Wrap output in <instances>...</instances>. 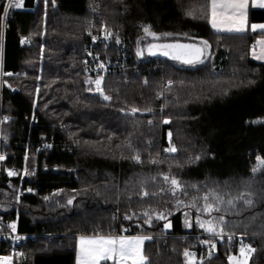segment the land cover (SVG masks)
I'll list each match as a JSON object with an SVG mask.
<instances>
[{
    "label": "trees",
    "instance_id": "16d2710c",
    "mask_svg": "<svg viewBox=\"0 0 264 264\" xmlns=\"http://www.w3.org/2000/svg\"><path fill=\"white\" fill-rule=\"evenodd\" d=\"M6 2L0 0V148L8 155L0 166V231L15 223L17 232L38 235L17 247L25 264H76L80 235L151 236L144 245L148 264H187L185 249L198 250L197 264H229L240 247L220 246L209 257L208 245L194 237L210 235L195 223L197 213L191 210L192 227H186L189 209L176 211L167 194L160 174L169 170L186 185L208 183L245 199L251 193L252 206L241 200L219 215L227 222L224 235L249 238L255 249L249 264H264V168L252 171L256 157L264 158V63L251 59L262 36L213 33L210 0H23L4 18ZM92 7H98L95 14ZM189 9L196 18L186 14ZM103 24L132 47L128 81L100 75L111 100L88 90L93 84L85 81L97 76L83 69L87 34ZM147 25L159 39L146 36ZM208 37L215 53L207 67L139 58L134 50L140 41L197 43ZM103 49L105 57L116 55L114 48ZM133 107L152 112L132 115ZM166 117L170 125L162 122ZM169 129L177 148L170 154L164 151ZM136 152L141 163L131 159ZM9 169L18 174L8 176ZM142 184L148 197L140 195ZM193 195L191 189L187 197L177 193L186 202ZM166 209H172L170 229L165 220L144 223L143 210ZM132 212L140 218L126 220Z\"/></svg>",
    "mask_w": 264,
    "mask_h": 264
},
{
    "label": "snow or ice",
    "instance_id": "6c2138e0",
    "mask_svg": "<svg viewBox=\"0 0 264 264\" xmlns=\"http://www.w3.org/2000/svg\"><path fill=\"white\" fill-rule=\"evenodd\" d=\"M48 0H45V5H47ZM55 0H53V3ZM249 0H210V14H209V23L211 28L216 30L217 32L221 30H227L229 32H243L247 28V6ZM23 5V0H7V2L2 6L3 16L7 17L9 9L16 8L19 9ZM257 6L264 8V0H257ZM202 11V10H201ZM188 16L192 18H196L195 11L189 9L186 13ZM103 36L105 40L109 37H112L113 33L108 30L106 24L102 26ZM253 30L260 29L264 31V23H254L251 25ZM151 26H143V31L146 36L152 37L154 40L159 39L157 33L150 30ZM165 36H171V33H165ZM27 38H22V43ZM93 42L96 41V37H92ZM116 42L119 43V37H116ZM205 49L210 48L211 45L207 40L202 41ZM257 43L261 46V51L259 55H256L255 51H253V55L258 60H264V39L257 41ZM147 51L151 55H156L160 53L165 57H171L173 60L181 61L186 64H194L195 62H203L200 60V57L204 53V49L195 47L190 44H181V43H149L147 45ZM91 55V53H89ZM137 55L143 56L144 51L137 48ZM3 59V49L0 46V66H2ZM99 69H104V65L101 62L97 66ZM5 75H11V73H5ZM85 83L94 84L95 90L99 92L105 100H111L112 97L104 94L103 92V76L98 75L95 80L88 79ZM147 83V81H145ZM173 82L168 81L167 87L171 88ZM92 91V89H88ZM38 91V89H37ZM164 95L163 92L158 93V98ZM123 111V109H121ZM131 114L135 115L141 111L144 112H152L151 108L139 109L136 107L131 108ZM161 112H163V106L161 107ZM5 121L10 119L9 117L3 118ZM164 124H171V117H166L162 121ZM259 122V121H254ZM148 123L151 125L152 121L149 120ZM172 136L173 133L171 129L167 132L168 144L169 146L164 149L166 153H175L177 152V148L174 144H172ZM151 146V145H149ZM131 148V144H129ZM135 152V149H132ZM5 157L0 155V160H4ZM26 159V158H25ZM136 163H141V157L138 152L131 157ZM195 160H199L200 156H196ZM257 164L253 167V173L257 172L259 169L264 168V158L260 156L256 157ZM153 164H157L158 161L152 160ZM169 173H161L160 175L163 178V181L169 185L167 188V194L171 195L174 198V208L176 211H180L182 208H187L189 211L184 212L185 220L184 224L186 227H192V219H191V210H195L197 215L195 216V223L199 228L203 229L205 232L209 233L213 237H219L221 240L225 238L224 228L226 225V220L224 215H219L221 210L224 211L235 209V205L238 201L243 200V202L248 205H253V199H251V193H247L249 196L248 199H245V194L240 193L238 195H234L232 192L221 191L218 187H209L208 183H204L201 186L197 184L186 185L182 183L175 175ZM8 176L17 175L14 170H8ZM152 181L155 182L157 177L153 176ZM212 184H218L216 181H212ZM141 193L142 197H148L149 191L146 187L141 185ZM189 189H191L195 195L191 197L187 202L184 199H181L180 196L187 197ZM29 192L32 189H28ZM160 192H165L166 190L161 188ZM180 193V196H177V193ZM152 195H156V193H152ZM47 199V197L45 198ZM73 198L67 201L68 204L73 203ZM172 209H166L164 212H158L156 210H143L142 216L144 218V223L147 225H151L153 218L158 220H165L163 227L165 229H170L172 227L171 221L167 219V215L171 214ZM167 213V214H166ZM213 213H217L218 215H213ZM207 218H204V217ZM137 220L140 218L137 216L135 212L131 214H126V220H133V218ZM13 230H15L16 225L12 223L9 225ZM139 226V225H138ZM228 240H231L232 237L229 235ZM151 236L145 235H80L78 237V250L76 256V264H101V261H113L114 264H148V258L144 255L143 252V243L145 240H151ZM203 244H210L209 257L212 255V249H215V243L210 240L201 241ZM241 257L243 259H239L234 256H229L228 259L231 264H248V256L251 253L255 252V249L251 247V245L243 244L241 241V247L239 249ZM184 256L186 257L187 264H197L196 254L190 252L189 249L184 250ZM10 257H0V261L3 264H10ZM202 264V260H201Z\"/></svg>",
    "mask_w": 264,
    "mask_h": 264
},
{
    "label": "built area",
    "instance_id": "2783aa9c",
    "mask_svg": "<svg viewBox=\"0 0 264 264\" xmlns=\"http://www.w3.org/2000/svg\"><path fill=\"white\" fill-rule=\"evenodd\" d=\"M98 7H92L89 9V12L92 14H95L96 9ZM113 35L112 37H109L105 40L103 36L102 28L99 29H93L87 34V42L85 45L84 55H83V69L84 74L89 77H94L98 75H105V74H119L125 81H128L131 74V50L132 47L130 45V42L126 37H124L120 32L114 31L108 28ZM96 37V41L93 42L92 37ZM119 37V43L116 42V37ZM102 48L103 51H105L108 48H114L116 50V55L113 56V58L105 57L104 52L102 54ZM91 53V55H89ZM103 63L104 69H99L97 66L100 63ZM146 80V79H145ZM16 92L19 93L18 90ZM1 126H2V120L0 117V140H1ZM0 155H3L5 157L4 160H0V166L6 162L8 159V155L1 152L0 148ZM17 174L18 172L14 170ZM28 175V171H24V176L26 177ZM15 176V175H14ZM12 177V176H11ZM229 235H225V238L221 240L219 237H213L211 235H200V236H194L196 239L200 240V245H206L201 243L203 240H210L213 243H215V249H212V255L218 254V249L220 246H228L230 249L241 247V241H243V244L250 245L248 243V237L246 236H235L231 235L232 239L228 240ZM38 237V235L35 234H21L17 232V229L13 230L12 228L8 231H0V257H10V264H25L27 262V257L25 254L20 250L17 249V247H21L25 245L26 241L28 239L35 240ZM11 247V250L9 253H4L3 249L5 247ZM211 245L208 244V251L210 250ZM190 252H193L198 254V250L194 249ZM0 264H3L2 261H0Z\"/></svg>",
    "mask_w": 264,
    "mask_h": 264
},
{
    "label": "crops",
    "instance_id": "0c3cea01",
    "mask_svg": "<svg viewBox=\"0 0 264 264\" xmlns=\"http://www.w3.org/2000/svg\"><path fill=\"white\" fill-rule=\"evenodd\" d=\"M246 11H247V28L245 29V31H243V32H236V31L229 32L227 30H221V31L217 32L216 30L211 28L212 32L215 34H225V35L260 34L262 36V38L259 40L264 39V31H262L260 29L253 30L251 28V25L254 23H264V8L257 6V0H249ZM210 27H211V25H210ZM253 51H255L256 55L260 54L261 46L258 43L256 44L255 48L251 52V59L257 63L263 64L264 60L256 59L255 56L253 55ZM114 236H117V235H114ZM146 241L147 240H145L143 243V252H144V245H145ZM236 256H239L241 259L243 258V257H241L240 252H238V254ZM250 258H251V256H250Z\"/></svg>",
    "mask_w": 264,
    "mask_h": 264
},
{
    "label": "rangeland",
    "instance_id": "374dc122",
    "mask_svg": "<svg viewBox=\"0 0 264 264\" xmlns=\"http://www.w3.org/2000/svg\"><path fill=\"white\" fill-rule=\"evenodd\" d=\"M203 40H207L208 42H209V44L211 43V39L208 37V38H205V39H202L201 41H197V43H193V42H185V43H188V44H193V45H198L199 46V44L198 43H200L201 45L199 46V47H201L202 49H204V51H205V55L206 56H204L203 58V62L201 63V62H199V63H197V64H192V65H187V66H195V65H200V67H207V66H210L211 65V63L213 62V59H214V53H215V51H214V49L212 48V46L210 47V48H207V49H205V46L203 45V43H202V41ZM177 43V42H176ZM161 44V43H160ZM211 45V44H210ZM140 48V49H142L143 51H144V55L143 56H141V58L143 57L144 58V56H146V57H148L147 56V53H148V51H147V45H146V43L144 42V41H140V42H138V43H136L135 44V46H134V50H135V53L137 54V48ZM203 65V66H202ZM229 71L230 72H234V73H236L238 70L237 69H235V68H231V69H229ZM93 92L94 93H99V92H97L96 90H95V85L93 84ZM77 250H78V242H77ZM234 257H237V258H239V259H241L239 256H236V255H233ZM251 256V255H250ZM250 256H248V258H247V260H248V264H249V262H250ZM243 259V258H242ZM103 263H110V264H114V262L113 261H111V260H109V261H101V264H103ZM229 264H231V262L229 261Z\"/></svg>",
    "mask_w": 264,
    "mask_h": 264
},
{
    "label": "water",
    "instance_id": "95a60500",
    "mask_svg": "<svg viewBox=\"0 0 264 264\" xmlns=\"http://www.w3.org/2000/svg\"><path fill=\"white\" fill-rule=\"evenodd\" d=\"M177 43H181V44H188V43H184V42H177ZM191 45V44H190ZM193 45V44H192ZM195 47H199L198 45H194ZM201 48V47H199ZM147 56L150 57V58H159V59H163V60H167V61H170V62H176V63H180V64H184V65H192V64H186V63H183L181 61H177V60H173L171 57H165L163 55H161L160 53H157L156 55H151L149 54V52L147 53ZM139 58H141V56H138ZM204 57V53L203 55L200 57V60H202ZM199 63V61L195 62L194 64H197Z\"/></svg>",
    "mask_w": 264,
    "mask_h": 264
},
{
    "label": "flooded vegetation",
    "instance_id": "af4514ba",
    "mask_svg": "<svg viewBox=\"0 0 264 264\" xmlns=\"http://www.w3.org/2000/svg\"><path fill=\"white\" fill-rule=\"evenodd\" d=\"M204 56H206V55H205V51H204ZM203 59H204V58H203ZM203 59H202V60H203Z\"/></svg>",
    "mask_w": 264,
    "mask_h": 264
}]
</instances>
